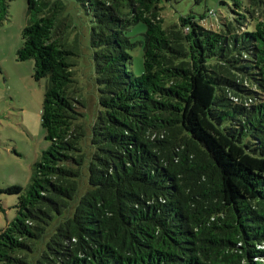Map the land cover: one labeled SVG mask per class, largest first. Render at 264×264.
Masks as SVG:
<instances>
[{
  "label": "trees",
  "instance_id": "16d2710c",
  "mask_svg": "<svg viewBox=\"0 0 264 264\" xmlns=\"http://www.w3.org/2000/svg\"><path fill=\"white\" fill-rule=\"evenodd\" d=\"M77 1L91 76L70 2L27 0L17 57L48 79L49 147L28 187H0L1 210L18 199L0 264H264V0H231L218 28L165 25L162 0Z\"/></svg>",
  "mask_w": 264,
  "mask_h": 264
},
{
  "label": "rangeland",
  "instance_id": "374dc122",
  "mask_svg": "<svg viewBox=\"0 0 264 264\" xmlns=\"http://www.w3.org/2000/svg\"><path fill=\"white\" fill-rule=\"evenodd\" d=\"M77 0H66L70 7L66 11L74 16L72 34L80 43L81 73L90 75L91 23L78 6ZM162 0V17L165 25L179 21L183 15L191 14L209 28H218L219 17L231 14V0ZM8 19L0 22V187L18 184L28 187L32 167L49 147L42 126V109L48 79L39 81L33 77L34 60H18L17 52L23 43V29L27 24V0H7ZM215 11L216 15H211ZM65 13V14H66ZM146 24L140 22L131 27L129 35L135 42L143 40ZM132 62L128 66L135 76L144 70L143 46L137 44L132 50ZM92 61V60H91ZM93 67V66H92ZM85 68L88 71H85ZM0 230L16 218V195H2Z\"/></svg>",
  "mask_w": 264,
  "mask_h": 264
}]
</instances>
